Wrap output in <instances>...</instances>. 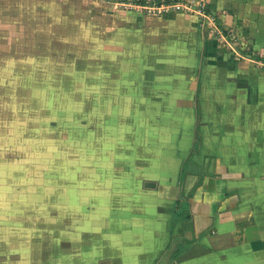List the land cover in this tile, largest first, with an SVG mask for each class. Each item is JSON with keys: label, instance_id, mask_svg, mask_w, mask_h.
Returning <instances> with one entry per match:
<instances>
[{"label": "rangeland", "instance_id": "1", "mask_svg": "<svg viewBox=\"0 0 264 264\" xmlns=\"http://www.w3.org/2000/svg\"><path fill=\"white\" fill-rule=\"evenodd\" d=\"M242 72L264 95V0H0V264H157L162 220L141 192L163 184L146 182L141 131L164 116L149 95L188 87L170 115L191 136L171 155L186 195V172L209 174L211 120L230 116L215 86ZM173 244L160 255L175 264Z\"/></svg>", "mask_w": 264, "mask_h": 264}, {"label": "crops", "instance_id": "2", "mask_svg": "<svg viewBox=\"0 0 264 264\" xmlns=\"http://www.w3.org/2000/svg\"><path fill=\"white\" fill-rule=\"evenodd\" d=\"M242 73L238 78L242 77L244 82L228 81L222 86H215V91L224 93H217L212 97L224 101L230 116L224 118L222 126L217 124V120H211V129L217 130L213 133L211 129L207 130L204 148L201 149V152L214 155L212 161L208 158L211 166H205L209 168V174L204 173L201 177L199 173L192 171L184 173L181 182L195 177L189 187L186 184V195L180 191L177 173L173 172L176 166L172 167V159L175 158H171V155L176 152L178 142L183 145L181 149H185L181 151L187 152L191 136L183 128V123L177 121L179 117L170 115H175L179 105L177 101L188 105L189 99L184 100L188 87H182L183 92L180 94L176 86H160L149 95L151 97L153 94L151 99L155 98L154 105L159 110V115L164 116L159 117L164 119L156 122L154 129L151 120L146 118L145 127L141 131L145 144L143 163L146 172L157 171L155 177L146 182L167 185H160L159 192L152 185L149 186L152 189L141 190V194L149 197L143 206H153L154 209L141 215L152 218L158 215L162 220V229L151 227V233L160 236L157 248L152 249L157 254L155 259L159 256L157 264H173L174 261L170 259L173 252L168 256L160 255L165 244L170 241L175 243L173 251L176 253L179 250L177 256L175 253L173 255L176 256L175 264H264V243H258L264 239V224H261V219L264 218V95L259 89L255 92L256 88L253 86L256 85L250 86L246 81L248 74ZM195 98L197 96L191 100ZM168 107L170 112L166 110ZM201 152L197 155L191 153L190 163L195 167L200 165ZM199 177L202 182L198 183L196 180ZM135 180L137 183L131 181L134 197L140 193L137 187H140L141 182L137 178ZM165 196H176L173 203L179 201L180 206H185L184 210L188 213L186 222L174 219V208L170 216L164 213ZM255 203L260 204L257 209H254ZM145 256L140 259L130 256L128 264H137L141 259L148 264L150 258Z\"/></svg>", "mask_w": 264, "mask_h": 264}, {"label": "trees", "instance_id": "3", "mask_svg": "<svg viewBox=\"0 0 264 264\" xmlns=\"http://www.w3.org/2000/svg\"><path fill=\"white\" fill-rule=\"evenodd\" d=\"M121 1H126V0H121ZM147 0H139V3L142 4H146ZM158 2H160V0H158ZM185 208V206H184ZM183 206H176V208L174 209V219L176 220L178 218V220H183V221H187L188 220V213L186 212V210H184ZM184 215V216H183ZM188 224V223H186ZM179 252V250L175 253V255Z\"/></svg>", "mask_w": 264, "mask_h": 264}, {"label": "built area", "instance_id": "4", "mask_svg": "<svg viewBox=\"0 0 264 264\" xmlns=\"http://www.w3.org/2000/svg\"><path fill=\"white\" fill-rule=\"evenodd\" d=\"M161 6H163L164 7V4H162ZM184 5H182V4H177L176 6H175V9H181L182 7H183Z\"/></svg>", "mask_w": 264, "mask_h": 264}]
</instances>
